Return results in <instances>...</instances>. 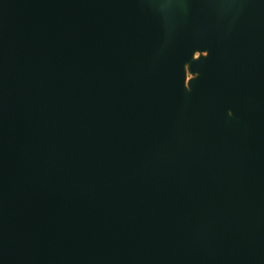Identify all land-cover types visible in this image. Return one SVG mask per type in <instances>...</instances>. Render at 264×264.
<instances>
[{"label": "water", "instance_id": "water-1", "mask_svg": "<svg viewBox=\"0 0 264 264\" xmlns=\"http://www.w3.org/2000/svg\"><path fill=\"white\" fill-rule=\"evenodd\" d=\"M0 264H264V0H0Z\"/></svg>", "mask_w": 264, "mask_h": 264}]
</instances>
